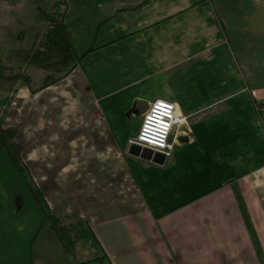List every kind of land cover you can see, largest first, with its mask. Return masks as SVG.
I'll return each mask as SVG.
<instances>
[{
  "label": "crops",
  "instance_id": "crops-1",
  "mask_svg": "<svg viewBox=\"0 0 264 264\" xmlns=\"http://www.w3.org/2000/svg\"><path fill=\"white\" fill-rule=\"evenodd\" d=\"M66 1L77 27L90 25L80 34L68 29L83 58L44 89L16 86L25 100L10 104L4 125L16 127L17 146L50 207L92 226L98 254L106 256L86 263L264 264V111L253 99L264 93V81L254 79L253 51L264 53V43L248 44L246 61L239 44L231 52L223 48L233 88L202 104L189 99L185 109L164 97L186 115L176 139L183 135L181 150L195 147L185 155L165 157L162 164L132 155L131 137L106 116L112 112L106 108L110 89L129 84L145 65H183L185 71V63L204 49L194 46L226 44L230 30L251 35L242 42L264 40V0ZM221 2L226 5L220 13ZM22 4L0 0L2 59L18 50L9 39L20 28ZM156 97L145 99L147 106ZM45 229L52 231L41 230L31 264H78ZM77 260L83 261L78 253Z\"/></svg>",
  "mask_w": 264,
  "mask_h": 264
},
{
  "label": "rangeland",
  "instance_id": "rangeland-1",
  "mask_svg": "<svg viewBox=\"0 0 264 264\" xmlns=\"http://www.w3.org/2000/svg\"><path fill=\"white\" fill-rule=\"evenodd\" d=\"M8 1L11 2L13 0ZM56 1L58 0H23L24 5H21L19 13V16H21L20 28L18 27L14 30V33L10 34L9 43L14 44V47H16L18 43L17 49L19 50L30 48L35 41L36 35L44 30V24L41 20L42 13L44 10L52 7ZM79 4H83V2L79 1ZM224 5H226V2H221L220 4L216 3V8L220 13L225 9V7H223ZM260 5H263V3L254 1V8ZM63 7L66 9L64 18L67 30L69 29L76 34H80L82 30V32H84L86 28L90 26L81 24L82 28L77 27L75 16H73L74 13L71 10H67L68 4L66 0H64ZM250 8V4L246 3L244 9L247 10ZM93 9L94 8H91L92 15ZM257 10H263V7L260 6ZM0 15L4 14L0 13ZM91 16L85 18L78 17V21L79 18L81 20H90ZM245 23L248 24L247 21ZM255 24L254 20V25ZM224 35H226L227 40H229L226 44L220 45L211 42L210 45L206 47H204V44L194 46V50L204 49L199 55L194 57V59H190L185 63L187 68L185 71L183 65L149 64L145 65L143 67L144 70L137 73L129 84H127V82L121 84L126 85V87L121 88V85L113 86L110 89V99H112V102L106 107L112 112L106 114L107 118L111 117L108 119L120 123L124 137L129 136L133 138L138 132L143 110L147 106L145 99H149L156 95H158V97H173L177 99L179 104L185 109L189 99L192 100L193 104H202L207 99H210L212 95L222 90L233 88L234 79L228 76L227 62H229V60L224 56L223 48L225 47L226 50L231 52V48H234L235 44L237 46L239 44V55L243 61H246V55H250L251 53L247 45L251 42H254V44H258V42L264 43V40L255 37L254 41L242 42L247 40L246 35H251L248 33L238 34L231 30L226 31ZM221 38L223 39V37ZM83 46V42H78V49H83L81 48ZM253 51L254 62L259 66L254 65V71L257 72L254 73V79L262 83L264 81V69L260 65L264 53L258 48H254ZM235 53L237 55V50H235ZM8 56L9 55L5 56L6 58L3 60L9 65H12L14 70H21L25 67V64L20 61L15 51L11 54V57ZM29 69L28 71L32 76V85L34 87H38L42 83L44 75L49 72L38 65L30 66ZM226 81L227 83H225ZM18 85L21 84H13L10 81L0 80V117L6 103H9V110L10 104L13 102L17 104L18 102L22 103L23 99L25 100L24 96L19 97V94L23 95L22 92H16L17 89L19 90L21 88ZM171 92H173V95H171ZM174 92H177V95H174ZM134 96L137 97L133 99ZM105 100L104 98V102ZM6 115L3 119L4 124L7 123L5 122ZM200 127L202 129V125H200L194 130L197 134L200 132ZM184 128L183 125L182 129ZM183 140V135L180 133L170 155L167 156L166 159L168 158L169 160V158L178 153L185 155L192 151V147H195V144L186 145L185 148L181 150L184 143ZM124 143L126 144L127 141ZM7 162H9V164L11 162L9 155L6 151H1L0 264H31L35 254V250L33 249L34 243L31 249V241L41 223L43 214L37 202L29 192L21 173L16 167L9 165ZM181 163L182 165L188 164L187 160ZM45 230V232H50V234L54 236L53 238H56L53 231L49 229ZM44 239H47V237ZM93 256L94 252L93 250L91 251L90 248H84L83 254H81L80 251L78 252V258L80 260H86ZM82 264L87 263L83 262Z\"/></svg>",
  "mask_w": 264,
  "mask_h": 264
},
{
  "label": "trees",
  "instance_id": "trees-1",
  "mask_svg": "<svg viewBox=\"0 0 264 264\" xmlns=\"http://www.w3.org/2000/svg\"><path fill=\"white\" fill-rule=\"evenodd\" d=\"M64 0L56 1L52 7L41 15L44 30L36 35L33 45L26 49L15 50L20 61L25 64L21 70H14L0 58V80L13 84L27 85L32 92L39 91L67 76L83 58L85 52L78 53L68 33L64 22ZM38 65L49 72L44 75L38 87L32 85V76L28 71L30 66ZM6 103L0 117V152L6 151L13 167L21 173L23 180L42 211L43 218L31 241V249L41 230L47 226L60 240L64 249L70 253L78 264L94 259H103L105 254L99 255L101 245L92 226L83 218H74L54 211L44 197V191L32 174L28 164L17 146V129L12 125L5 126L3 119L8 111ZM80 248L95 249L94 256L83 261L77 260Z\"/></svg>",
  "mask_w": 264,
  "mask_h": 264
},
{
  "label": "built area",
  "instance_id": "built-area-1",
  "mask_svg": "<svg viewBox=\"0 0 264 264\" xmlns=\"http://www.w3.org/2000/svg\"><path fill=\"white\" fill-rule=\"evenodd\" d=\"M253 99L257 110L264 111V93H254ZM157 101H165V103L157 108L156 120L159 121L162 117L165 124H171V127L166 128L162 134V142L164 144L163 147H161L160 142H153L152 136H149L146 139H141L145 128L146 116L150 114L152 107L157 105ZM169 103H172L171 108L168 107ZM185 119L186 115L178 110L177 105L174 101L164 97H156L151 102H149L148 106L144 110L138 132L136 136L129 139L128 143L135 142L142 146H146L154 150H159L165 154V157H167L171 153L174 142L176 140V135L178 134L179 127L184 123ZM152 127L153 131L155 132L156 128L159 127V124L154 123Z\"/></svg>",
  "mask_w": 264,
  "mask_h": 264
},
{
  "label": "clouds",
  "instance_id": "clouds-1",
  "mask_svg": "<svg viewBox=\"0 0 264 264\" xmlns=\"http://www.w3.org/2000/svg\"><path fill=\"white\" fill-rule=\"evenodd\" d=\"M164 103H165V101H157V105L152 107L150 114H148L146 116L145 128H144V132H143V134L141 136V139H146L149 136H152L153 137V142H160L161 143V147L164 146V144L162 142V134H163V132H164V130L166 128H170L171 127L170 123L165 124V122H164L162 117H161V119L159 121L156 120L157 108L159 106H162ZM168 107L171 108L172 107V103H169ZM154 123H158L159 124V127L156 128L155 132L153 131V127H152V125ZM158 138H159V140H158Z\"/></svg>",
  "mask_w": 264,
  "mask_h": 264
},
{
  "label": "water",
  "instance_id": "water-1",
  "mask_svg": "<svg viewBox=\"0 0 264 264\" xmlns=\"http://www.w3.org/2000/svg\"><path fill=\"white\" fill-rule=\"evenodd\" d=\"M127 151L132 155L140 156L158 164H162L165 161V154L163 152L142 146L135 142L128 144Z\"/></svg>",
  "mask_w": 264,
  "mask_h": 264
}]
</instances>
